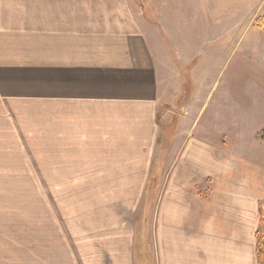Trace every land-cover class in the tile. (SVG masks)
Masks as SVG:
<instances>
[{"label":"crops","instance_id":"0c3cea01","mask_svg":"<svg viewBox=\"0 0 264 264\" xmlns=\"http://www.w3.org/2000/svg\"><path fill=\"white\" fill-rule=\"evenodd\" d=\"M151 1L0 0V181L48 183L17 194L45 218L21 243L49 246L50 264H259L264 142L161 141V109L183 90Z\"/></svg>","mask_w":264,"mask_h":264},{"label":"rangeland","instance_id":"374dc122","mask_svg":"<svg viewBox=\"0 0 264 264\" xmlns=\"http://www.w3.org/2000/svg\"><path fill=\"white\" fill-rule=\"evenodd\" d=\"M137 1L143 5L144 0ZM163 1L166 6L158 1L156 5L154 0L147 4L146 15L158 23V14L165 12L171 36L165 31L161 36L173 50L171 73L181 82L183 94L161 109V141L171 145L194 134L210 138L222 151L229 145L243 154L259 151L264 142V0ZM174 50L181 52L183 59ZM191 101V109L180 111L183 105H192ZM179 131L183 133L179 135ZM38 184L48 185L0 181V194L4 196L0 197V264H50L53 260L47 254L49 246L40 245L38 254L32 252V245L21 243L39 240L42 230L33 228V219L45 218L43 213L36 216L33 212L38 211L42 200L17 194ZM146 187L151 193L137 214L141 229L154 210L163 182L152 180ZM12 216L15 225L9 224ZM153 260L135 264H157Z\"/></svg>","mask_w":264,"mask_h":264},{"label":"trees","instance_id":"16d2710c","mask_svg":"<svg viewBox=\"0 0 264 264\" xmlns=\"http://www.w3.org/2000/svg\"><path fill=\"white\" fill-rule=\"evenodd\" d=\"M257 259L259 264H264V219L262 218L260 228L257 232Z\"/></svg>","mask_w":264,"mask_h":264},{"label":"water","instance_id":"95a60500","mask_svg":"<svg viewBox=\"0 0 264 264\" xmlns=\"http://www.w3.org/2000/svg\"><path fill=\"white\" fill-rule=\"evenodd\" d=\"M177 106H175L174 108H176ZM180 111H183V108L180 109Z\"/></svg>","mask_w":264,"mask_h":264}]
</instances>
